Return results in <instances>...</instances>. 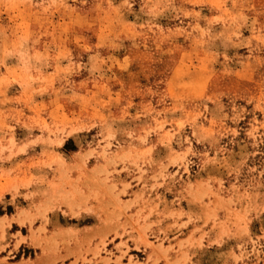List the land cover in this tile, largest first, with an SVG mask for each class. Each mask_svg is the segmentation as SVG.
<instances>
[{
	"label": "rangeland",
	"instance_id": "obj_1",
	"mask_svg": "<svg viewBox=\"0 0 264 264\" xmlns=\"http://www.w3.org/2000/svg\"><path fill=\"white\" fill-rule=\"evenodd\" d=\"M0 264H264V0H0Z\"/></svg>",
	"mask_w": 264,
	"mask_h": 264
}]
</instances>
